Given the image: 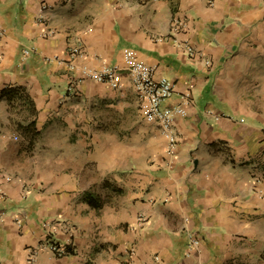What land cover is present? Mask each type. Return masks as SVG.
Returning <instances> with one entry per match:
<instances>
[{
    "label": "crops",
    "instance_id": "crops-1",
    "mask_svg": "<svg viewBox=\"0 0 264 264\" xmlns=\"http://www.w3.org/2000/svg\"><path fill=\"white\" fill-rule=\"evenodd\" d=\"M128 53L173 81V152L128 72L69 90ZM32 255L264 264V0H0V264Z\"/></svg>",
    "mask_w": 264,
    "mask_h": 264
},
{
    "label": "built area",
    "instance_id": "built-area-1",
    "mask_svg": "<svg viewBox=\"0 0 264 264\" xmlns=\"http://www.w3.org/2000/svg\"><path fill=\"white\" fill-rule=\"evenodd\" d=\"M209 2L210 4H214L216 0H209ZM48 8V5H44L42 10L44 11ZM2 32L3 29L1 30V33ZM185 51L192 54L194 53V47L190 43H186ZM30 52V48L25 49V54H29ZM70 54L73 58L80 56L82 54L81 45L71 48ZM56 58H58V56H56ZM71 67L75 68V65H71ZM123 71L128 72L130 75L136 94L145 105L148 119L154 120L159 124L168 139L169 149L173 152L178 141V136L174 129V121L176 115L181 111L182 106L176 107L166 103L173 93V81L165 76H156L155 68L153 66L141 62L132 54L128 53L124 66L120 64H105L99 68L83 66L82 76L75 78V80L70 84L69 90H74L77 83H79L83 78H92L98 82L108 83L115 89H120L122 88L120 75ZM6 136L7 134H3V137ZM16 138H18V136H16ZM2 215H4V212ZM188 235L190 249H198L201 245L202 238L200 234L190 231ZM71 244L73 243L63 245L60 244L58 240L49 239L46 241L45 245L52 249L57 255L63 256L68 253L67 247ZM30 260L31 263L34 264L36 260L35 256L32 255Z\"/></svg>",
    "mask_w": 264,
    "mask_h": 264
},
{
    "label": "trees",
    "instance_id": "trees-1",
    "mask_svg": "<svg viewBox=\"0 0 264 264\" xmlns=\"http://www.w3.org/2000/svg\"><path fill=\"white\" fill-rule=\"evenodd\" d=\"M6 91H11V93H13L16 90L14 91V90H7V89H5V90H3V92H2L1 95H4L6 93ZM6 95L8 96L9 95V92H7ZM89 199H90V201H91L92 204H95L97 206H100L103 203V200L100 197L93 196L92 194L89 195Z\"/></svg>",
    "mask_w": 264,
    "mask_h": 264
},
{
    "label": "rangeland",
    "instance_id": "rangeland-1",
    "mask_svg": "<svg viewBox=\"0 0 264 264\" xmlns=\"http://www.w3.org/2000/svg\"><path fill=\"white\" fill-rule=\"evenodd\" d=\"M143 112H145L146 113V109H145V106H144V108H143ZM146 115V114H145ZM146 117H147V115H146ZM147 119H148V117H147ZM149 120V119H148ZM145 135H147V133H146V131H145V133H144Z\"/></svg>",
    "mask_w": 264,
    "mask_h": 264
}]
</instances>
